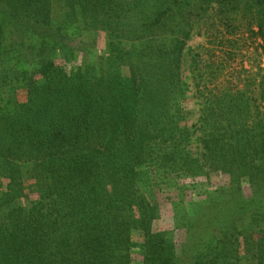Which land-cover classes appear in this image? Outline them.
<instances>
[{
  "label": "trees",
  "instance_id": "1",
  "mask_svg": "<svg viewBox=\"0 0 264 264\" xmlns=\"http://www.w3.org/2000/svg\"><path fill=\"white\" fill-rule=\"evenodd\" d=\"M245 24L264 55V0H0V264H264V68L210 89L190 44ZM212 173L182 240L154 229L159 193Z\"/></svg>",
  "mask_w": 264,
  "mask_h": 264
},
{
  "label": "rangeland",
  "instance_id": "2",
  "mask_svg": "<svg viewBox=\"0 0 264 264\" xmlns=\"http://www.w3.org/2000/svg\"><path fill=\"white\" fill-rule=\"evenodd\" d=\"M257 30L256 26H253ZM97 48L102 53L104 50L105 32L98 33ZM229 41L224 39L223 44L213 43L214 39L204 36H196L190 44L198 46L197 51L202 53V58L206 61H219L222 66V74L214 83H209L208 87L213 89L217 83L227 88H249L256 93L254 79L261 68H264V55L260 37L249 31L248 25L239 26L238 30L228 35ZM190 59V56L187 57ZM188 74V73H187ZM209 82V80H208ZM207 83V82H206ZM247 85L248 87H245ZM184 105L187 109L195 108V98L189 97ZM264 107V106H263ZM229 177L225 173H212L209 177L183 178L179 182L170 186L165 191L158 194L161 214L154 222L156 230H174L176 238L182 240L184 236L183 227L175 224L176 218L184 214L185 204L188 202L201 201L205 197V191L213 190L227 185ZM248 186H245V189ZM29 199H24L27 204ZM203 203V202H200ZM177 205V206H176ZM193 211V210H192ZM190 211V214L191 212ZM188 214V213H187ZM135 241H141L143 236L140 231L133 232ZM244 254V258L251 264L249 254ZM134 264H142L143 257L138 248L132 250Z\"/></svg>",
  "mask_w": 264,
  "mask_h": 264
}]
</instances>
